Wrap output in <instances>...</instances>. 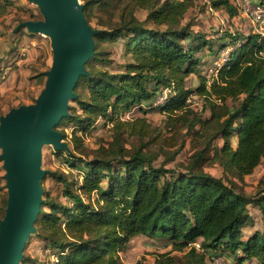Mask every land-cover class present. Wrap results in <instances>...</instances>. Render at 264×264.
<instances>
[{
    "label": "trees",
    "instance_id": "trees-1",
    "mask_svg": "<svg viewBox=\"0 0 264 264\" xmlns=\"http://www.w3.org/2000/svg\"><path fill=\"white\" fill-rule=\"evenodd\" d=\"M208 2L230 17L237 13L232 0ZM194 3L84 0L83 14L89 24L92 17L97 19L95 26L90 24L97 32L93 56L85 63L88 74L78 78L76 96L71 100L82 117L72 112L69 104V114L56 128L63 122H74L72 137L80 147L78 129H89L99 116L113 120L133 107L151 105L157 91L167 86L169 99L159 107L169 123L193 115L186 102L190 93L203 95L210 112L206 122L220 125L221 150L241 171L254 168L264 157V32L246 36L229 33L233 44L229 55L218 65L209 84L206 75L199 76V85L191 89L186 85L187 77L194 72L200 75L195 53L207 43L203 34L192 32L189 22L182 23ZM2 7L0 4V13ZM137 9L147 11L144 19L137 18ZM40 18L42 15L30 13L27 19ZM118 38L121 54L127 55L123 70L92 71V59L105 61L101 55L107 52L99 50V43H112ZM44 75L45 71L36 76ZM228 99L233 103L228 104ZM119 124H130L132 132L144 128L142 121L137 125L129 121ZM233 134L237 136L235 148L231 143ZM66 153L69 171L46 168L41 183L48 176L69 205L48 200V190L42 185L43 200L34 222V235L44 240L54 256L52 264H121L119 252L138 235H151L169 241L171 249L185 250L183 264H208L211 256L226 252L240 253L236 264L245 259L264 264V195L251 198L204 171L199 165L201 156L184 172L155 166L140 150H127L119 134H114L112 144L90 157H76L70 148ZM73 170L80 174L75 175ZM260 182L264 185V178ZM252 202L260 211L263 229L243 238L241 227L247 217V204ZM5 205L4 201L0 218ZM43 206L49 210H43ZM195 240H199L198 249L191 244ZM31 261L23 253L19 264ZM160 263L170 264L167 258Z\"/></svg>",
    "mask_w": 264,
    "mask_h": 264
},
{
    "label": "rangeland",
    "instance_id": "rangeland-1",
    "mask_svg": "<svg viewBox=\"0 0 264 264\" xmlns=\"http://www.w3.org/2000/svg\"><path fill=\"white\" fill-rule=\"evenodd\" d=\"M80 1L83 3L84 0ZM0 2L4 9L0 13V37H5V34H14L15 25L26 20L30 13L40 14L38 7L28 0H0ZM232 2L237 7V13L232 17L223 9L212 8L208 0H195L194 5L188 9L182 19L183 24L187 22L191 24L192 32L203 34L207 41L206 45L203 43L202 48L195 53L197 60H199L196 68L200 75L194 72L187 77L186 85L191 89H195L199 85L201 80L199 76L207 75L210 67L213 68L222 64L229 55L233 47L229 33L246 36L252 32H264V22H255L250 15L256 5H264V0H232ZM244 2L248 4L243 6ZM146 12V10L137 9L135 15L138 19H144ZM96 20L95 17H92L90 24L95 26ZM42 37H44L43 34ZM46 38L44 47H40L36 60L28 68V75H25L23 69L20 68L21 65L18 66L15 61L7 66L9 67L8 70L7 68L4 69L6 74L4 73L3 77L0 76V82H10L11 84L5 87L3 89L5 92L0 95V115L12 106L33 102L42 89L45 75H36L47 70L52 61L49 38ZM198 42L201 44V41ZM121 47L120 38L112 43L101 41L98 48L107 52L106 55H101L105 61L92 59L89 63L91 70L94 72L99 69H106L111 72L123 70L127 55L121 54ZM13 49L15 47L10 50ZM207 83L209 84L210 81ZM193 95L194 97L189 104L193 115H188L187 119L182 121L169 123L165 112L158 105L147 104L141 105V107H133L131 111L113 120L99 116L89 129L76 131V134L81 136L80 141H78L80 147H76L77 142L72 137L74 122H63L57 126V129L64 131L63 138L70 150L76 157L81 156L82 159L92 156L99 148L112 144L114 134H119L121 143L127 150H140L152 159V164L155 166L163 165L184 172L197 156H201L199 165L204 171L220 177L224 183L232 185L236 190L251 196V198L264 195V185L260 182L264 178V157L247 172L241 171L234 165L228 159L227 153L221 150L223 138L219 131L220 125L206 122L210 112L209 108L206 107L205 97L195 92ZM231 102L230 99L227 100L228 104L233 103ZM69 104L72 106V112L82 117L78 105L73 101H70ZM124 121H129L134 125L142 121L144 128L138 132L129 131L130 124L125 126L119 124V122ZM231 143L233 148L237 146L236 134L231 136ZM66 154V151L55 152L51 145H43L42 167L68 172L69 167L65 160L69 157ZM77 162L80 161L77 160ZM73 173L75 175L80 174L78 170H73ZM3 174L4 169L0 159V208L4 205V201L6 202L7 196ZM77 178L79 180L80 176ZM103 184L105 183L103 182ZM42 185L48 190V200L69 205L66 198L61 195L58 185L52 184L48 176ZM94 197V194L90 195L91 199ZM42 208L49 210L48 206ZM247 209V217L241 227L243 238L256 231L261 232L263 229L258 207L252 202L247 204ZM34 232L31 234V238L29 237L28 245L23 252L25 256L32 259L31 263L28 264H52L54 256L45 247L44 240L35 236ZM171 246L169 241L151 235H138L130 240L125 250L119 252L120 263L161 264L160 261L167 258V262L170 264H183L186 251L171 249ZM237 254L226 252L213 255L216 263L208 259V264H235L240 253ZM243 264H255V262L247 259Z\"/></svg>",
    "mask_w": 264,
    "mask_h": 264
},
{
    "label": "water",
    "instance_id": "water-1",
    "mask_svg": "<svg viewBox=\"0 0 264 264\" xmlns=\"http://www.w3.org/2000/svg\"><path fill=\"white\" fill-rule=\"evenodd\" d=\"M42 18L18 22L13 33L26 29L49 38L52 51L44 85L33 102L20 103L0 115V159L4 169L6 205L0 218V264H19L42 203V147L69 151L56 128L69 114L78 78L94 53L93 28L79 0H28Z\"/></svg>",
    "mask_w": 264,
    "mask_h": 264
},
{
    "label": "crops",
    "instance_id": "crops-1",
    "mask_svg": "<svg viewBox=\"0 0 264 264\" xmlns=\"http://www.w3.org/2000/svg\"><path fill=\"white\" fill-rule=\"evenodd\" d=\"M46 39L47 38L45 36L42 37V34L30 33L26 29H21L14 34L11 35L5 34V37H0V62H1L0 69L2 70L7 68L8 70L9 67L7 66L10 65V63H12L13 61H15V64H17L18 66L21 65L20 68L23 69L25 75H28L29 74L28 68H30L31 65L34 63V61L36 60V57L40 51V47H44L46 43L45 42ZM13 47H15V49L10 50ZM15 51L17 52L24 51V54L13 57ZM10 84H11L10 82H6V83L0 82V95L1 93L5 92V90L3 89L9 86ZM246 260L247 259L243 260L242 264ZM237 262L238 261H236L235 264Z\"/></svg>",
    "mask_w": 264,
    "mask_h": 264
},
{
    "label": "built area",
    "instance_id": "built-area-1",
    "mask_svg": "<svg viewBox=\"0 0 264 264\" xmlns=\"http://www.w3.org/2000/svg\"><path fill=\"white\" fill-rule=\"evenodd\" d=\"M246 4H248V3L244 2L243 6L246 5ZM250 15H251V18L255 22L263 23L264 22V6L256 5L254 7V9L252 10V12H250ZM22 54H24V51H19V52L15 51L14 54H13V57H16L17 55H22ZM217 67L218 66H214L213 68L212 67L209 68V70L207 72V75H206L207 82L211 81L210 77H212V75L216 74ZM4 73H5L4 69H2L1 72H0V75L3 76ZM169 93H170V88L169 87H167V86L166 87H161L157 91V93L154 96V98L152 99L151 105L161 106V105L166 104L168 99H169ZM193 97H194L193 93H190L188 95V97L186 99V102H188V105L191 103ZM191 244L197 249L200 247L199 240H195ZM210 260H213L216 263V259L214 258V256H211Z\"/></svg>",
    "mask_w": 264,
    "mask_h": 264
}]
</instances>
